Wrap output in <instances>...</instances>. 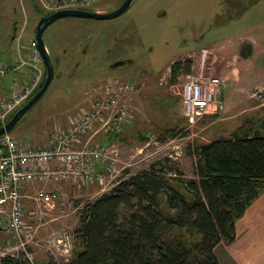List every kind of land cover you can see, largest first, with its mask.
<instances>
[{
  "label": "rangeland",
  "instance_id": "374dc122",
  "mask_svg": "<svg viewBox=\"0 0 264 264\" xmlns=\"http://www.w3.org/2000/svg\"><path fill=\"white\" fill-rule=\"evenodd\" d=\"M120 1L104 0L95 5L106 11ZM24 2L30 15V26L21 41L20 53L24 60L32 61L30 41L36 34L41 6L36 0ZM6 5L8 8L4 13L8 20L0 21V31L5 30L0 36V64L15 65L19 61V51L16 41H11L10 29L16 20L22 22L19 11L22 4L20 0H11V6ZM14 7L19 10L15 12ZM92 26L96 31H92ZM88 33L90 39L93 34L97 43L90 59L92 62L85 56L77 66L74 65L77 58L71 60L74 69L57 68L47 91L20 120L11 132L12 136L31 148L42 146L50 141L53 130L64 128L70 117L87 110L92 102L102 100L105 85L113 79L130 84L121 90V101L130 109L131 128L125 125L122 133L114 136L120 161L111 182L104 185L92 182V190L88 191L79 189L81 183H64L62 201L55 209L44 206L35 209L37 216L30 213L34 209L33 201L26 200L25 219L31 227L24 231L28 234L24 241L37 264L68 262L67 258H71L78 247L75 228L79 215L97 198L95 193L100 187L104 188L103 192L108 191L129 172L165 158L171 159L169 163L174 171L180 164L186 177H194L196 162L188 156L187 148L207 143L220 135L216 118L222 114L233 115L225 123L220 121L227 124L224 132L228 133L240 122L264 117V0H232L230 4L227 0H134L129 10L115 19L56 20L44 31L43 39L53 57V46L70 47L76 36L86 38ZM245 42L253 45V52L247 58L240 55ZM68 55L70 51L63 53V58L67 59ZM123 56L131 58L132 63L119 72H109L97 79L109 62ZM32 73L31 67L25 65L0 76V99H7L14 87L24 80L30 81ZM194 76L221 79L220 98L224 109L213 120L209 115H203L191 123L184 114L183 88ZM96 79L97 84L92 88V81ZM86 87L89 88L83 95ZM91 98L92 102H89ZM97 123L92 133L103 122ZM168 129L171 131L166 134ZM103 134L92 137V143L109 141ZM88 142L86 137L79 146L84 147ZM37 182L40 180H34L35 184ZM40 189L37 184L26 187L25 192L37 195ZM32 220L37 223L32 224ZM53 221L55 223L51 224ZM59 238L62 243L57 245ZM18 240V237L0 231V249L10 242L17 253L22 250ZM65 244L67 251L62 250Z\"/></svg>",
  "mask_w": 264,
  "mask_h": 264
},
{
  "label": "trees",
  "instance_id": "16d2710c",
  "mask_svg": "<svg viewBox=\"0 0 264 264\" xmlns=\"http://www.w3.org/2000/svg\"><path fill=\"white\" fill-rule=\"evenodd\" d=\"M121 131L102 133L109 141L99 143L114 141ZM187 154L196 162L194 177H186L180 164L174 171L165 158L129 172L90 201L75 229L81 246L69 264H222L215 247L235 241L236 221L264 191V117L190 145ZM103 168L97 162L92 172ZM0 264L33 263L21 254Z\"/></svg>",
  "mask_w": 264,
  "mask_h": 264
},
{
  "label": "built area",
  "instance_id": "2783aa9c",
  "mask_svg": "<svg viewBox=\"0 0 264 264\" xmlns=\"http://www.w3.org/2000/svg\"><path fill=\"white\" fill-rule=\"evenodd\" d=\"M92 1L61 0V8H85L89 7ZM29 51L32 61L24 60L19 51V61L13 67L0 64V76L23 65H29L33 71L30 81L14 87L7 99H0V124L38 89L44 79V62L35 37L30 41ZM126 83L118 79L107 83L104 87V98L93 102V105L91 103L87 110L70 117L64 128L53 130L50 145L44 149H33L19 143L11 132L0 136V230L14 238L18 237L22 249L16 253L15 245L7 242V245L0 249V260L6 256L18 257L23 254L31 263H35L34 254L24 241L28 237L24 231L31 227L25 219L26 200L33 201L31 204L39 208L44 206L52 209L56 197L52 191L41 189L37 195L26 194L27 184L34 180H61L73 177L104 185L107 181L115 179L120 161L117 143L112 141L92 145V137L100 131L114 134L124 129L129 107L121 101V90L130 86ZM220 88L219 77L194 76L185 83L182 101L184 114L191 123L203 115H218L223 111L224 103L218 96ZM99 120L103 123L92 133ZM86 137L89 142L80 147V141ZM97 162L103 163L105 168L94 173L92 169ZM30 213L34 215L37 210L32 209ZM61 241L59 238L56 244H61ZM62 250L67 251L66 244Z\"/></svg>",
  "mask_w": 264,
  "mask_h": 264
},
{
  "label": "crops",
  "instance_id": "0c3cea01",
  "mask_svg": "<svg viewBox=\"0 0 264 264\" xmlns=\"http://www.w3.org/2000/svg\"><path fill=\"white\" fill-rule=\"evenodd\" d=\"M5 7L6 6L4 4L3 8H5ZM7 65L10 67L14 66L13 64H7ZM26 80H24L23 82H25ZM23 82H21V83H23ZM255 106H260V104L255 105ZM231 116H233V115L222 114V116L215 119L216 121H219L216 123L218 124V127H220L219 128L220 130L218 129V132L220 135H218L216 137V139L221 137V136H229L238 126L242 125V122H240L238 125H236V127L234 129H232L228 133L224 132L225 128H227L228 126H227V124L224 125L223 123H225L228 120V118H231ZM261 118H263V117H261ZM211 119L213 120L212 117H211ZM220 121H222L223 123ZM130 123H131V119H129L127 124H126L127 128H131ZM100 133H103V132H100ZM104 138H106V137H104ZM47 144L50 145V142L46 141V142H44V144L42 146H34L33 145L32 148L33 149L43 148ZM24 145L29 146L27 144H24ZM64 183H70L73 185H77V184L80 185L79 183H81V185L79 186V189H84L85 191H88L89 189H91V186H92V182L84 183L82 181V179L77 180L75 178H72L69 180L61 179V180H46V181L37 182V184H39V188H41V190L52 191L54 193V195L56 197V202H55V205L53 207L54 209L56 208V205L62 201L61 195L65 194L63 187H62V185ZM37 184H35L34 182H31L30 184H27L26 187L28 188L30 186L37 185ZM41 185L43 187H40ZM99 185H101V184H99ZM73 190L75 191L74 188H73ZM102 193H103V189L100 187V189H98L96 191L95 195L98 197ZM30 195H32V194H30ZM78 196L83 197L79 194H78ZM32 205L33 204H31V206ZM34 209H40V208L38 206H34ZM34 216H37V215H34ZM31 223L32 224L37 223V221L32 220ZM54 223H55V221H53L51 224H54ZM79 224H80V215H79V218L77 221L76 228L79 227ZM59 227H64V226H59ZM236 227H237V238L235 239V241H233V242L222 241L215 247L214 251H215V254H216L217 258L219 259V261L222 264H264V191H262L260 196L257 197L252 202V204L246 210L245 214L240 219H238L236 221ZM80 246H81V244L79 242L78 247H76V248H80ZM74 257H75V255L73 252L71 258L70 257L67 258L68 262L66 264H69V262Z\"/></svg>",
  "mask_w": 264,
  "mask_h": 264
},
{
  "label": "flooded vegetation",
  "instance_id": "af4514ba",
  "mask_svg": "<svg viewBox=\"0 0 264 264\" xmlns=\"http://www.w3.org/2000/svg\"><path fill=\"white\" fill-rule=\"evenodd\" d=\"M25 0H20L21 4H22V10H19L18 7H14V10L15 12L17 11V9L21 12V18L20 20H22V22L20 23L18 20H16L13 24V29H10V34H11V41L14 43L16 41L17 43V47H18V51H20L21 49V41L22 39L24 38L25 34L27 33V30L29 29V23H30V15H28V12H27V9H26V6H25ZM27 1V0H26ZM29 1V0H28ZM39 5L41 6V14L40 16L36 19L38 21V24L40 22V20H51L49 18H44V17H49L51 16L52 14L56 13L57 11H60L62 8H61V0H36ZM100 1H104V0H93L89 7H85V8H82V9H85V10H92V11H96V12H110V11H113L115 10L116 8H118L125 0H121L120 3L115 6L114 8H108L106 11H103L104 9H101L99 7H97L95 4H97L98 2ZM106 1V0H105ZM134 1V0H133ZM132 1V2H133ZM6 3H9V7L11 6V0H0V5L3 7L4 4H5V8H2L0 9V21H4V20H8L7 19V15L4 13L6 10H7V5ZM118 3V2H117ZM117 3H115L114 5H116ZM113 5V6H114ZM132 5V3H131ZM130 5V6H131ZM130 6L124 11L127 12L130 8ZM122 13V14H124ZM121 14V15H122ZM120 15L118 16H113V17H95V16H92V17H87V16H68V17H59V18H56V19H53L54 21L52 23H54L56 20H66V19H76V18H83V19H92V20H103V19H115V18H118ZM4 23V22H3ZM51 23V24H52ZM5 24V23H4ZM38 24H37V28H36V34H37V30H38ZM50 24V25H51ZM48 25L46 27V29L50 26ZM45 29V30H46ZM44 30V31H45ZM5 30H3L2 32L0 31V36L1 34L4 32ZM92 31H96V29L92 26ZM44 33V32H43ZM36 34L34 35V37L36 36ZM91 34L88 33L87 37L84 38V37H79V36H76V39H75V42L71 44L70 47H66V48H63V49H60L59 47H56V46H53V51H54V55H53V60L56 61V64H55V68L57 70V68H70L73 66H71V60H74L77 58L76 62H75V66H77V64H79L81 61H82V57H85V56H88L89 57V61L92 62L90 59H92L93 55V51L95 50V48L97 47V43L93 37V34H92V37L91 39L89 38ZM20 37V38H19ZM57 43V42H56ZM247 42H245L244 44H246ZM55 44V43H54ZM58 46V44H57ZM243 46V44H242ZM49 50V49H48ZM110 50V49H109ZM50 51V50H49ZM70 51V56L68 55V58L67 59H64L63 58V53H66ZM106 56L104 55L103 58H105ZM125 57H128V56H123V58ZM122 57H119V58H116L114 61L118 60V59H121ZM73 62V61H72ZM114 62H109L107 64V66H105V71L102 73L101 76H97V79H100V77H104L106 76V74H108L109 72L112 74L114 72H119L121 68L123 67H126L128 66L129 64L132 63V59H129L128 62L126 63V65H122V66H118L116 64H113ZM62 65V66H60ZM25 65L23 66H20L19 68L21 69L22 67H24ZM45 67V65H44ZM108 70V71H106ZM45 72H46V68H45ZM45 72H44V77H45ZM61 72V71H59ZM56 73V72H55ZM74 73H75V70H74ZM60 75V74H59ZM54 79V78H53ZM97 79L92 81V88H95V85L97 84ZM90 86V87H91ZM89 87H86L84 89V94L85 95V92L87 91ZM82 98V97H81ZM87 99H89V96H87ZM74 100V99H73ZM81 100V99H80ZM90 101H92V98L90 99ZM89 101V102H90ZM78 102V101H77ZM93 103V102H92Z\"/></svg>",
  "mask_w": 264,
  "mask_h": 264
},
{
  "label": "water",
  "instance_id": "95a60500",
  "mask_svg": "<svg viewBox=\"0 0 264 264\" xmlns=\"http://www.w3.org/2000/svg\"><path fill=\"white\" fill-rule=\"evenodd\" d=\"M133 0H125L118 8H116L113 11L110 12H96L92 10H85L82 8H65L61 9L60 11H57L56 13L52 14L49 17L51 20H40L38 24V30L37 34L35 36L37 40L38 48L41 52L43 62L46 68V78L45 80H42V82L39 84L38 88L27 100H25L12 114L9 116L4 123L0 124V136L4 135L6 133L12 132L16 126L19 124L20 120L25 116V114L37 103V101L44 95V93L47 91L49 85L51 84L56 68L55 64L56 61L53 60L51 57V54L48 50V47L46 46V43L43 39V32L46 29L48 25H50L56 18L59 17H68V16H87V17H113L118 16L124 13V11L131 5ZM253 52V45L251 42H247L244 44L241 48L240 55L242 57H249ZM131 58H121L116 61H114L113 64H116L118 66L126 65L128 60Z\"/></svg>",
  "mask_w": 264,
  "mask_h": 264
}]
</instances>
